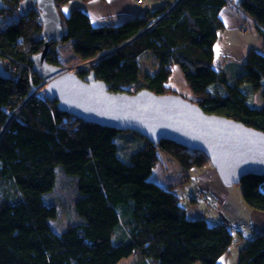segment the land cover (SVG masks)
<instances>
[{
	"label": "trees",
	"instance_id": "1",
	"mask_svg": "<svg viewBox=\"0 0 264 264\" xmlns=\"http://www.w3.org/2000/svg\"><path fill=\"white\" fill-rule=\"evenodd\" d=\"M20 1L4 0L0 11V62L9 73L0 76V264H119L130 258L132 264H215L234 243L232 229L188 215L177 193L188 172L177 182L149 178L159 150L186 171L209 164L208 157L170 140L153 143L135 130L85 122L33 94L43 83L32 62L44 45L42 23L36 10L21 15ZM54 1L63 29L59 42H69L81 60L95 58L78 69L80 77L93 70L114 92L166 94L173 93L168 82L177 65L192 94L187 99L264 131V54L251 48L241 63L213 65L224 29L219 13L228 0H161L142 16L104 25H94L80 8L63 14L60 6L69 0ZM235 3L264 41V0ZM59 42L49 43L46 60L65 67ZM144 56L154 64L150 72L142 71ZM57 168L75 176L78 196L75 219L60 232L51 226L57 206L44 198ZM239 185L244 202L264 212V175L248 174ZM238 234L237 264H264V231Z\"/></svg>",
	"mask_w": 264,
	"mask_h": 264
},
{
	"label": "water",
	"instance_id": "2",
	"mask_svg": "<svg viewBox=\"0 0 264 264\" xmlns=\"http://www.w3.org/2000/svg\"><path fill=\"white\" fill-rule=\"evenodd\" d=\"M6 7L0 0V11ZM21 15L39 14L44 41L32 56L33 70L46 84L44 95L59 110L85 121L117 130H135L153 143L170 140L203 152L226 186L248 174L264 175V131L223 115L207 113L179 93L157 94L148 88L114 92L93 70L83 77L78 69L49 63L50 42H59L63 29L54 0H21ZM0 62V76L8 77Z\"/></svg>",
	"mask_w": 264,
	"mask_h": 264
},
{
	"label": "rangeland",
	"instance_id": "3",
	"mask_svg": "<svg viewBox=\"0 0 264 264\" xmlns=\"http://www.w3.org/2000/svg\"><path fill=\"white\" fill-rule=\"evenodd\" d=\"M225 39L237 49H239L242 43L248 42L247 44L250 45V43L255 41L253 37L244 36L237 31L235 32V30L227 31ZM57 45L65 67L71 68L72 70L87 69L95 60V58L81 60L79 56L72 51L69 42H59ZM235 55L236 54L226 55L224 57L217 55L213 65L224 66L225 63L235 60ZM140 64L143 72H150L154 66L149 56L141 58ZM180 74L182 75L180 68L175 65L168 84L174 93H179L186 98H192V94L188 92V88L185 87L184 81L179 77ZM45 88L46 84L41 83L32 93L45 97ZM134 89L135 87H130L131 91H134ZM185 93L186 95L189 94L190 97L186 96ZM255 96L257 97H255L256 101L254 98L253 100L260 106L262 103L260 92L255 93ZM158 155L159 161L149 178L160 184L168 183L167 181L177 182L183 179L184 175L188 172L190 175L189 182L185 184L183 189L179 188L177 191L181 197L182 205L187 209L190 217H205L208 222L212 224L220 222L219 220L224 217L230 223L233 229L232 234L234 243L216 264H237V252L243 245L238 232L241 231L243 238L252 237L253 223L251 214L254 212V210L244 202L240 185L233 184L231 186H226L222 183L218 175L217 177L219 180H215L212 176L213 170L215 169L211 167L210 163L201 168L195 167L186 171L167 153L159 150ZM201 172L202 174H200ZM74 177V175L60 172L59 169L57 171L55 186L51 191L47 192L48 194H45L46 196L44 195V198L47 197L48 202L57 206V218L54 223L53 220H51V226L56 232H60L64 229L67 224V219H75L72 203L78 196L76 195V182ZM131 261L135 262L136 260L135 258H130L129 260H122L119 264H132ZM152 264L154 263L152 262ZM194 264L204 263L199 260Z\"/></svg>",
	"mask_w": 264,
	"mask_h": 264
},
{
	"label": "crops",
	"instance_id": "4",
	"mask_svg": "<svg viewBox=\"0 0 264 264\" xmlns=\"http://www.w3.org/2000/svg\"><path fill=\"white\" fill-rule=\"evenodd\" d=\"M228 1L229 3L223 7L219 13L224 23V29L219 33V38L215 46V57L217 55L224 57L226 55L236 54L234 57L235 60L230 62L241 63L244 61L247 52L251 48H256L260 52L264 53V41L263 38L256 32L253 20L242 10L237 8L235 5L236 0ZM160 2L161 0H146L139 4L135 0H69L60 6V10L63 14H68L74 8L83 9L89 14L94 25H104L119 23L122 20L135 16H142L145 14L146 10L154 8ZM226 29L227 31L235 30V32L237 31L244 36H251L255 39V41L250 43V45L247 44L248 42L242 43L239 49H237L235 46L230 44L229 41H226ZM179 77H181L182 81H184L181 74ZM185 87H187L186 84ZM188 92H190L189 89ZM186 96H189V94ZM211 167L213 166L211 165ZM213 171L212 176L218 181V174L217 172L215 173L216 170ZM200 174H202V172ZM187 182H189V179ZM251 217L253 223L252 235L264 231V212L254 210ZM220 220L226 219L222 217ZM221 257L219 259H221Z\"/></svg>",
	"mask_w": 264,
	"mask_h": 264
},
{
	"label": "built area",
	"instance_id": "5",
	"mask_svg": "<svg viewBox=\"0 0 264 264\" xmlns=\"http://www.w3.org/2000/svg\"><path fill=\"white\" fill-rule=\"evenodd\" d=\"M137 3H139V4H141V3H143L144 1H146V0H135ZM6 64V62L5 61H1V65L2 66H4ZM4 68V67H3ZM220 224L221 225H225V226H227V227H230L231 229H232V227H231V225H230V223L227 221V220H220ZM233 230V229H232Z\"/></svg>",
	"mask_w": 264,
	"mask_h": 264
}]
</instances>
